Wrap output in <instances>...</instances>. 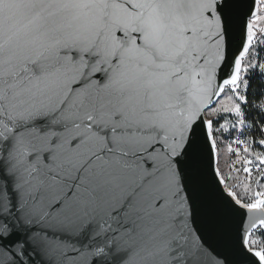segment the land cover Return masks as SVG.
<instances>
[{
	"label": "snow or ice",
	"instance_id": "snow-or-ice-1",
	"mask_svg": "<svg viewBox=\"0 0 264 264\" xmlns=\"http://www.w3.org/2000/svg\"><path fill=\"white\" fill-rule=\"evenodd\" d=\"M0 264H264V0H0Z\"/></svg>",
	"mask_w": 264,
	"mask_h": 264
},
{
	"label": "rangeland",
	"instance_id": "rangeland-1",
	"mask_svg": "<svg viewBox=\"0 0 264 264\" xmlns=\"http://www.w3.org/2000/svg\"><path fill=\"white\" fill-rule=\"evenodd\" d=\"M221 159H220V167L221 169L225 172V174H229L228 173V169H227V163L229 160H231V156L226 155V147L225 146H221ZM241 179H243V174H241Z\"/></svg>",
	"mask_w": 264,
	"mask_h": 264
},
{
	"label": "built area",
	"instance_id": "built-area-1",
	"mask_svg": "<svg viewBox=\"0 0 264 264\" xmlns=\"http://www.w3.org/2000/svg\"><path fill=\"white\" fill-rule=\"evenodd\" d=\"M233 147H236V145H233ZM257 150H259V149H257ZM236 159V157L235 156H231V160H235ZM242 174V173H241Z\"/></svg>",
	"mask_w": 264,
	"mask_h": 264
}]
</instances>
